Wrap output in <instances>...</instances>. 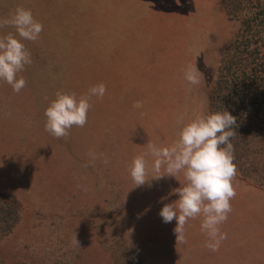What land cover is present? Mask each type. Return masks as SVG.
<instances>
[{
  "label": "rangeland",
  "instance_id": "1",
  "mask_svg": "<svg viewBox=\"0 0 264 264\" xmlns=\"http://www.w3.org/2000/svg\"><path fill=\"white\" fill-rule=\"evenodd\" d=\"M53 1L0 0V19L23 6L43 25L35 42L0 27L32 59L17 75L26 80L19 93L0 80V193L22 210L0 241V264H264V186L236 171L247 187L235 189L219 226L227 238L213 252L202 217L185 225V243L176 220L159 215L179 199L169 193L182 173L152 179L165 172L154 173L149 158L148 181L135 186L128 171L149 141L168 146L183 123L209 114L217 68L239 28L222 0ZM99 83L106 94L90 99L84 127L64 138L45 131L57 91L79 97Z\"/></svg>",
  "mask_w": 264,
  "mask_h": 264
},
{
  "label": "clouds",
  "instance_id": "2",
  "mask_svg": "<svg viewBox=\"0 0 264 264\" xmlns=\"http://www.w3.org/2000/svg\"><path fill=\"white\" fill-rule=\"evenodd\" d=\"M11 25L16 29L22 40L37 41L43 31V25L37 21L30 9L18 6L11 18L0 19V27ZM21 39L12 33L0 36V80L10 85L14 92L19 93L25 86L23 76L17 78L25 65L32 63L31 55ZM185 79L190 84H198L199 79L194 71H188ZM106 85L99 83L88 89L87 94L77 97L75 93L57 91L55 99L46 108L45 131L56 138H64L70 134L73 126L84 127L91 108L90 99L95 96L102 99L106 94ZM136 102L133 107H141ZM236 117L226 109L208 115H198L182 124L178 139L168 146H159L149 141L147 151L135 155L128 168L135 186L144 185L149 171L148 159H152L151 170L159 174L164 169L165 174L154 175L159 179L169 175L177 177L183 174L181 187L173 189L169 195L178 194L179 199L166 203L159 215L163 222L176 220L174 233L177 241L186 243L185 225L189 219L202 217L201 231L206 234V247L215 252L226 233L221 232L220 225L228 219L232 211L230 201L236 191L233 181L236 176V166L233 163L234 146L231 138L237 135ZM90 155L95 158L94 153ZM105 163L107 161L105 160ZM166 199L162 197L163 201ZM75 242L79 245L77 238Z\"/></svg>",
  "mask_w": 264,
  "mask_h": 264
},
{
  "label": "trees",
  "instance_id": "3",
  "mask_svg": "<svg viewBox=\"0 0 264 264\" xmlns=\"http://www.w3.org/2000/svg\"><path fill=\"white\" fill-rule=\"evenodd\" d=\"M222 4L239 28L217 68L209 114L226 109L236 117L237 135L230 140L233 163L244 179L264 186V0H222ZM61 25L59 34L68 37ZM21 211L15 198L0 193V241L12 233Z\"/></svg>",
  "mask_w": 264,
  "mask_h": 264
},
{
  "label": "crops",
  "instance_id": "4",
  "mask_svg": "<svg viewBox=\"0 0 264 264\" xmlns=\"http://www.w3.org/2000/svg\"><path fill=\"white\" fill-rule=\"evenodd\" d=\"M234 183H235V189L236 190L240 189L241 186L247 187L246 184L243 183V181H241L239 178H237V176H235ZM252 199H253V197H252ZM251 206H252V204H248V205H246V208H251Z\"/></svg>",
  "mask_w": 264,
  "mask_h": 264
}]
</instances>
